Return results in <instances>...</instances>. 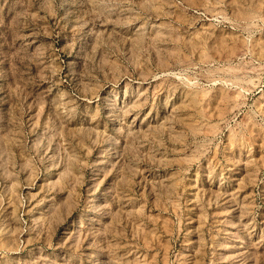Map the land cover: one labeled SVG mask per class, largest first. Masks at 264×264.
<instances>
[{"label":"rangeland","instance_id":"374dc122","mask_svg":"<svg viewBox=\"0 0 264 264\" xmlns=\"http://www.w3.org/2000/svg\"><path fill=\"white\" fill-rule=\"evenodd\" d=\"M0 264H264V0H0Z\"/></svg>","mask_w":264,"mask_h":264}]
</instances>
